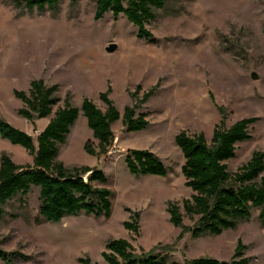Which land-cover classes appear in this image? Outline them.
Wrapping results in <instances>:
<instances>
[{
	"label": "rangeland",
	"instance_id": "obj_1",
	"mask_svg": "<svg viewBox=\"0 0 264 264\" xmlns=\"http://www.w3.org/2000/svg\"><path fill=\"white\" fill-rule=\"evenodd\" d=\"M147 28L153 38L140 37L123 15L108 12L98 19L96 0H59L44 7L0 0V118L37 142L68 97L75 107L88 98L105 111L100 95L111 90L121 114L108 153L91 155L86 143L99 150V142L81 112L58 158L70 170L104 171L107 184L95 185L111 191V217L82 212L59 222H37L40 189L33 187L10 201L0 220V249L30 257L12 264H81L87 257L107 264L103 253L114 239L130 241L138 253L167 255L169 263L196 258L230 262L241 246L249 264H264L260 209L235 228L198 237L183 208L181 226L169 213V203L183 206L194 194L182 174L184 154L175 143L181 131L203 133L211 143L216 127L256 119L251 139L238 144L236 156L227 162L229 172L264 152V0H169ZM111 44L118 46L113 53L107 52ZM34 80L58 86L61 101L51 116L30 120L20 114L27 106L16 92L29 94ZM136 91L139 99L154 91L137 110L148 114L150 125L128 132L123 115L135 104L131 94ZM130 149L152 151L168 174L133 175L125 159ZM3 155L19 165L34 164L33 155L0 134V161ZM136 214L138 233L125 227ZM0 264L11 263L0 259Z\"/></svg>",
	"mask_w": 264,
	"mask_h": 264
},
{
	"label": "trees",
	"instance_id": "obj_2",
	"mask_svg": "<svg viewBox=\"0 0 264 264\" xmlns=\"http://www.w3.org/2000/svg\"><path fill=\"white\" fill-rule=\"evenodd\" d=\"M28 7L47 3L55 4L59 0H17ZM78 0H73L76 3ZM169 0H96V17L101 19L108 12L116 18L125 16L139 30L140 37L153 38L147 25L156 18V10L163 9ZM58 86H48L42 80L31 82L29 94L17 91V97L27 107L20 110L24 117L34 120L52 115L53 108L59 104ZM111 90L100 95L106 105L103 111L95 102L86 98L80 108L75 107L70 97L65 106L58 108L47 127L40 133L37 142L28 133L13 127L0 118V134L26 149L34 156L33 165H19L8 155L0 161V220L5 216V206L17 196L27 195L33 187L40 189V207L37 222H59L64 217L82 212L96 216L111 217L113 205L111 191L105 186L107 176L100 168H74L72 170L58 160L60 146L65 144L72 127L82 112L88 120L95 139L99 142L97 150L93 142L88 141L85 149L91 155H104L115 140L113 126L121 119V114L110 98ZM154 91L145 93L139 99V91L131 94L135 101L127 106L123 115L126 131L148 128L150 122L147 113L137 110L147 102ZM256 119H243L230 128L216 127L211 143L203 133L190 135L181 131L175 137V143L183 152L185 163L182 174L186 185L194 194L191 199L169 203L171 221L183 225L184 214L194 220L191 229L194 236L217 235L226 229L235 228L240 221H249L254 209H260L259 220L264 227V152L254 153L251 160L236 173L228 170L227 162L236 156L237 145L251 139L250 126ZM224 122H222V125ZM130 172L136 176H166L168 170L162 160L152 151L130 149L126 155ZM87 177V178H85ZM125 227L135 233L140 230L138 214ZM103 253L107 264H180L169 263V257L161 253H138L132 243L126 239H114L107 243ZM242 247L230 262L213 258H196L182 264H249L242 257ZM0 259L9 263L29 261L30 257L22 251L0 249ZM81 264H94L90 258L80 259Z\"/></svg>",
	"mask_w": 264,
	"mask_h": 264
},
{
	"label": "water",
	"instance_id": "obj_3",
	"mask_svg": "<svg viewBox=\"0 0 264 264\" xmlns=\"http://www.w3.org/2000/svg\"><path fill=\"white\" fill-rule=\"evenodd\" d=\"M117 49H118V46H117L116 44H111V45L107 48V52H109V53H113V52H115ZM253 78H254V79H257V75L254 74V75H253ZM35 119H38V118L35 117Z\"/></svg>",
	"mask_w": 264,
	"mask_h": 264
}]
</instances>
